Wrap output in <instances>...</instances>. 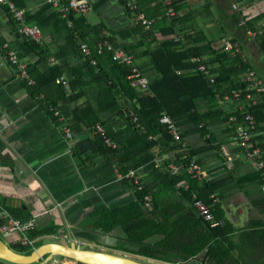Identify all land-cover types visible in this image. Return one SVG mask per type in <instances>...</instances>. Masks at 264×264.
I'll return each mask as SVG.
<instances>
[{"label":"crops","instance_id":"0c3cea01","mask_svg":"<svg viewBox=\"0 0 264 264\" xmlns=\"http://www.w3.org/2000/svg\"><path fill=\"white\" fill-rule=\"evenodd\" d=\"M7 1L14 3L26 14L37 15L38 22H42L44 30L37 24H31L38 26L42 31L40 43L53 53L59 49H65L67 52L66 57L59 61L61 64L67 63L70 67L83 65L85 56L75 54L69 44L72 41L68 29L73 27V22L69 27L65 19L55 14L57 11L53 8L43 14L39 13L46 8L45 0ZM88 1L92 9L83 16L75 17L78 30L75 35L78 37L80 32L82 35L86 32L92 34L87 29L88 26L103 27L102 35L112 36L117 44L130 47L132 54H136L135 62L140 66L144 76L149 82L153 80L157 72L145 51L151 48L152 44L140 42L141 34L135 31L139 24L135 13H128L121 0ZM175 1L180 3L177 15L183 16L181 26L186 32L204 31L208 39L213 41L215 48L225 49L231 57H235L239 51L244 62L251 67L248 72L255 71L264 81V53H261L258 47L256 36L252 38L249 35V32H252L250 30L246 34L239 30L240 26L235 27L232 19L233 14H241L246 19H251L264 13L263 0H214L208 3L201 0L192 3H186V0ZM142 2L148 3L146 12H142L146 17L159 13L160 8L154 0ZM162 8L164 9L163 6ZM188 13L193 16L184 19ZM158 36L162 37L159 34ZM24 39L8 6L0 4V221L3 212H7L17 220H34L35 231H47L46 235L33 240L35 246L23 245L20 242L22 237H16L13 233L6 238L7 241L0 237L10 249L27 255L24 251L29 247L33 251L39 248L37 244L42 238L59 242L66 235L74 241L91 242L100 251L105 252L107 248H112L116 255L142 259L144 256L117 250L120 243L126 240L123 228L118 227L107 234L101 226L107 213L125 210L128 217L137 219L134 225L138 226L141 236L151 235L149 239L151 244L166 242L165 247L170 249L169 251L195 246L196 236L200 232L190 222L182 219L196 213L179 191V186L185 180L173 186L171 179L162 175L166 170H163V173L159 171L167 161L169 171L171 166H175L177 167L175 173L183 172L182 165L175 163L178 152H195L196 157L192 160L197 161L207 172L208 179L226 180L219 202L227 220L222 202L234 205L237 216H232L234 220L228 221L235 228L240 229L258 220H264L263 187L253 163L242 156L236 142V127L231 123L237 112L243 113L241 109L245 106L242 103L236 102L228 95L223 99L217 96L212 105L201 101V112L217 113L213 116L210 126L203 128L186 122L178 126L186 145L183 151L164 152L159 147L152 150L155 156L154 169L157 170L149 168L145 170L144 167L139 169L143 183L147 184L148 193L152 197L151 210L141 206L143 218H139L141 215L137 209L141 200L139 191L125 178V166L120 164L115 154L102 146L93 129L80 124H71L72 137L66 139L61 129L62 123L48 112L46 106L40 104L44 95L34 99L29 91L30 87L21 79L17 67L7 62L5 57L7 49L3 47L5 43L18 57L23 51V57L19 60L27 68L39 60L43 51L29 52L23 45ZM226 40L232 44V51L226 49L224 44ZM233 41L237 42L236 48ZM59 62L50 59L47 63H42L39 70H48L51 65ZM218 66L213 67L216 69ZM208 67L212 70L210 66ZM248 72L241 74L240 79L242 80ZM65 76L69 81L68 74ZM88 91L95 97L100 94L96 83L90 86ZM63 105L64 101L59 103L58 107ZM72 106L74 104L70 105ZM60 113L67 121L63 113ZM220 113H223L225 118L229 117L230 121L222 120ZM102 116L110 121L109 115ZM105 129H108L110 137L119 145L123 136L121 134L126 131V124L122 118L113 117ZM205 131L208 135H205ZM208 137L212 142L208 141ZM184 172L188 173L186 169ZM228 213L232 214L230 211ZM171 233L176 234L178 238L174 240L165 238ZM108 238L116 242L104 245L102 242ZM126 246L130 247L128 244ZM148 260L154 261L150 258ZM190 260L194 261L193 258ZM251 263L249 261V264ZM0 264L13 263L0 259Z\"/></svg>","mask_w":264,"mask_h":264},{"label":"trees","instance_id":"16d2710c","mask_svg":"<svg viewBox=\"0 0 264 264\" xmlns=\"http://www.w3.org/2000/svg\"><path fill=\"white\" fill-rule=\"evenodd\" d=\"M154 1L160 10L159 13L153 16L147 15V19H154L150 28L146 29L141 24L135 27V31L141 34L140 42L152 44V47L147 48L145 51L146 55L149 56L152 67L157 72V76L149 82V89L146 92L130 84L128 75L131 72V66L118 63L114 60L113 53L109 51H105L103 55L96 54V46L101 41H109L115 48H121L127 53L132 54V49L117 44L116 39L112 36L102 35L103 27L101 26H88L87 29L92 34L86 32L82 35L80 32L77 37L75 35V32L78 31L76 30L75 20L77 16H69V19L74 23L73 27L68 29L72 41L69 44L75 54H80L83 57L81 44L88 43L95 53L92 58L97 60L96 65H92L91 60L85 58L83 65L70 67L67 63H60L62 58L67 55L65 49H59L53 53L43 44L25 37L23 43L25 49L31 53L43 51L39 60L34 64H30L27 68L34 85L26 84L30 87L29 91L34 99L44 95L40 104L46 106V108L53 105L60 110L67 118L65 122L70 127L71 124H80L94 130L97 124L102 123L106 128L113 117L122 118L126 124V131L121 134L123 136L120 138L117 148L107 147L101 137L98 135L97 137L101 140L102 146L107 151H112L115 157L119 159L120 164L125 166L124 173L127 174L130 170H135L136 175L142 182V177L139 174L140 168L157 170L154 169L155 156L152 150L159 147L164 152L183 151L181 143H175L167 126L161 123L163 114L169 115L177 126L192 122L198 127H209L210 122L213 121V116L217 113L214 111L211 113L201 112L200 102L205 101L206 104L212 105L217 96L223 99L227 95L231 96L233 90H242L245 83L242 82L240 76L251 69L244 62L238 50L237 55L231 57L225 49L215 48L213 41L208 39L204 31L191 30L186 32L185 28L181 26L183 16L177 15L180 10L179 2L171 0L176 17L168 19L164 16L165 11L160 1ZM121 2L128 10L127 12L132 13L126 6V2L124 0H121ZM147 5L148 3L141 0L137 14L146 12ZM49 9H52L51 5L46 4V8L39 13L43 14ZM55 14L62 17L58 12H55ZM192 16L193 14L188 13L184 19ZM232 19H234V26H240L239 30L245 34L248 30L257 32L255 40L261 53H264V13L251 19H246L241 14H233ZM26 20L27 23L37 24L44 30L42 22H38L37 15L26 14ZM158 34L162 37H159ZM233 44L236 48L237 42L233 41ZM22 52L19 53V58L23 57ZM57 52H60V54ZM197 58H201L206 65L212 68L211 71L215 77L214 83H210L208 79L196 71L197 63L193 60ZM50 59L60 62L51 65L48 70L40 71V65L47 63ZM216 65L219 66L215 69L213 66ZM67 74L69 81L65 76ZM59 77H66L65 79L69 82L71 91L67 92L62 85L56 83V79ZM95 83L100 93L96 97L90 95L88 91V88L95 85ZM81 100L84 101L80 102ZM63 101L65 105L58 107L59 103ZM243 103L245 110L243 113L239 114L237 112L235 114L237 121L233 126L236 127L241 124L246 114H252L258 124V130L264 131V103L260 102L256 106ZM72 104L74 106L70 107ZM102 114L109 115L110 121L105 119ZM219 115L222 116V120L226 119L225 122L230 121L229 117L225 118L223 116V113ZM108 135L111 134L108 133ZM205 135H208L206 131ZM209 138L208 141L212 142V139ZM195 157L193 151L178 152L175 163L182 165L183 172L171 173V170L167 169L169 166L167 161L163 164V168L159 170L162 173L163 170H166L162 175L170 178L173 186L177 185L179 181L185 180L179 186V191L188 204H191L194 209L193 199L196 195L210 205L216 221L219 222L218 226L211 227L209 223L199 218L197 213L191 217H182L200 232L196 236L197 244L195 246L175 248L169 251L170 249L165 247L166 242L151 244L149 242L151 235L141 236L138 226L134 225L137 219L134 220L132 216L128 217L126 210L119 213H107L101 223L103 231L108 234L121 227L125 232L126 240L124 243H120L117 250L169 264L178 263V259L188 261L192 258L197 262L199 260L198 264L202 262L204 264H249V261L252 262L251 264H264V220H258L248 224L247 227L238 229L224 218L219 200L222 197L226 180L208 178L199 180L192 174L184 172ZM257 176L261 183L259 173H257ZM184 184H186V187ZM142 185L143 189L138 190L141 200L137 209L140 210V213L141 206H144L143 195L148 193L147 184L143 183ZM211 194H215L218 200L214 201ZM142 215L141 213L139 218H143ZM2 224L3 221H0V226ZM172 232H174V229H172ZM46 234L47 231L45 230H32L29 238L34 240ZM235 234L237 235L235 236ZM165 238L174 240L178 236L171 233L167 234ZM126 244L130 247H127ZM26 251L27 255L33 252L30 247Z\"/></svg>","mask_w":264,"mask_h":264},{"label":"built area","instance_id":"2783aa9c","mask_svg":"<svg viewBox=\"0 0 264 264\" xmlns=\"http://www.w3.org/2000/svg\"><path fill=\"white\" fill-rule=\"evenodd\" d=\"M124 1L126 2V6L128 7V9L131 12L135 13V15L137 16V21L139 22V24L144 26L146 29H149L152 21L147 19L143 13L137 14V11L140 9V0ZM159 1L165 9L164 16L168 19L175 18L176 12L172 7L171 0ZM45 2L46 4L51 5V7L55 11H57L63 19L67 21L69 27H71L72 25V21L69 19V16H83L89 13L92 9V5L88 0H45ZM0 4L8 6L13 19L19 27V33L23 37L29 38L37 43L42 42L41 29L36 25L27 23L26 12L24 10L18 9L14 3L8 2L7 0H0ZM249 35L252 38L256 36V34L252 32H249ZM224 44L227 50H233V46L229 41H224ZM3 47L7 49V53L5 55L7 62L17 67L21 79L25 80L28 85H34V81L29 77V74L27 72V66L21 64L17 53L13 50H10L7 43H5ZM81 51L85 58L91 60L90 62L92 65L97 64V60L95 58H92L95 53L88 43L81 44ZM105 51L113 53L114 60H116L118 63L131 66V72L128 75V79L133 87L141 91H146L149 89V81L144 76L141 69L135 65V58L133 54L127 53L121 48H115V46L109 41L99 42L96 46V54L103 55ZM194 62L197 63L196 71L202 74L204 78L208 79L210 83H214L215 77L212 74L211 69L207 65H205L200 58L195 59ZM243 79L245 87L242 90H233L231 93L232 99L238 103L244 104L243 102H245V104H250L253 106L259 105L260 102L264 103V81L259 77V75L255 71L251 70ZM56 83L62 85L66 91H70L69 82L64 77L57 78ZM47 110L55 118H57L58 121L62 123L61 129L63 135L66 139H70L72 137V129L65 122L59 110L53 105L48 106ZM244 110L245 108L241 109V111ZM136 120L137 119L135 118V121ZM236 121L237 118L231 119V123H236ZM161 123L167 126V129L173 137L174 141L177 143H181L183 149H185L186 145L183 143L180 130L175 124L174 120L169 115L163 114V116L161 117ZM94 132L96 135L101 137L107 147H110L111 149L117 148L118 144L111 139V137L107 133V130L104 128V126H102V124H97L94 127ZM236 142L241 149L242 156L245 159L251 161L254 165L255 171L259 173L261 185L264 191V131L258 130V124L252 114H246V116L243 118L242 123L236 126ZM170 170L172 173H175L177 171V167L171 166ZM186 171L199 180H204L207 178V172L195 160H192L190 164H188V166L186 167ZM125 178L131 181L136 190L141 191L143 189V182L136 175L135 170H130L125 175ZM184 185L186 187V184ZM211 197L214 199V201L218 200L215 194H211ZM143 202L145 209L150 210L152 197L149 193L143 195ZM193 206L198 217L203 221L209 223L211 227H216L219 225V222L216 221L213 215L210 205H208L201 198H198L196 195H194ZM1 219L4 220V224H2L1 226V230L3 232L20 233L23 236L20 240L23 245H35V241L30 240L28 236L29 233L36 228L34 220L23 222L11 217L7 212H3V216L1 217ZM62 238H64L65 240H70L78 246L84 245V243L74 241L66 235ZM43 264L78 263L69 261V259H67L66 257L58 258L56 256H53L49 260H45Z\"/></svg>","mask_w":264,"mask_h":264},{"label":"water","instance_id":"95a60500","mask_svg":"<svg viewBox=\"0 0 264 264\" xmlns=\"http://www.w3.org/2000/svg\"><path fill=\"white\" fill-rule=\"evenodd\" d=\"M53 256H63L81 264H150L137 261L127 256L109 254L104 251L83 249L70 240L47 243L35 249L30 255H24L10 249L0 240V259L13 264H31L44 262ZM178 264V263H176ZM201 264H204L203 262Z\"/></svg>","mask_w":264,"mask_h":264},{"label":"rangeland","instance_id":"374dc122","mask_svg":"<svg viewBox=\"0 0 264 264\" xmlns=\"http://www.w3.org/2000/svg\"><path fill=\"white\" fill-rule=\"evenodd\" d=\"M193 1H195V0H186V3H192ZM202 2H212V1H214V0H201ZM249 31V30H248ZM247 31V32H248ZM148 59H149V57H148ZM135 64L136 65H138L136 62H135ZM139 67V66H138ZM141 69V68H140ZM245 77V76H244ZM243 81H244V79H242ZM242 81V82H243ZM146 91H148V90H146ZM146 91H144V92H146ZM112 139V138H111ZM113 140V139H112ZM114 141V140H113ZM115 142V141H114ZM222 204H223V207H224V210H225V213H226V217L228 218V220L229 221H231V220H234V219H232V216H237V214H236V209H235V207H234V205L233 204H231L230 202L229 203H225V202H222ZM232 212V214H229L228 212ZM3 221V224H4V220H2ZM23 222H25V221H23ZM2 226V225H1ZM1 226H0V231L2 232V233H0V237L2 238V239H4V240H6L7 241V239L6 238H8V236L10 235V233H6V232H3L2 230H1ZM13 235L14 236H16V237H23L20 233H13ZM55 240L54 239H49V238H46V237H44V238H42L40 241H38V244H37V246H42V245H44V244H47V243H52V242H54ZM114 240L112 239V238H108L106 241H103L102 243L104 244V245H106V244H108V243H111V242H113ZM114 242H116V241H114ZM85 244L84 245H82V246H80L81 248H83V249H93V250H96V251H100V249L98 248V247H96V246H93V244L91 243V242H84ZM35 246V245H34ZM106 247H108V246H106ZM21 251V250H20ZM27 251H24V253H26ZM105 252L106 253H109V254H114V250L112 249V248H107L106 250H105ZM56 257H58V258H61V256H56ZM68 259V258H67ZM135 260H137V261H141V262H145V263H150V264H167V263H165V262H163V261H160V260H154V261H151V260H148V258H146V257H143L142 259H137V258H135ZM69 261H72V260H69ZM178 261V264H198V262H199V260H198V262L197 261H195V259H194V261L193 260H190V261H186V260H182V259H178L177 260ZM44 262H41V261H38V262H33V263H31V264H43Z\"/></svg>","mask_w":264,"mask_h":264},{"label":"clouds","instance_id":"9594fccd","mask_svg":"<svg viewBox=\"0 0 264 264\" xmlns=\"http://www.w3.org/2000/svg\"><path fill=\"white\" fill-rule=\"evenodd\" d=\"M61 257H63V256H61ZM73 261V260H72ZM74 262V261H73ZM78 264H81V263H78Z\"/></svg>","mask_w":264,"mask_h":264}]
</instances>
